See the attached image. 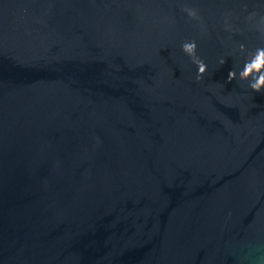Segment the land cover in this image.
<instances>
[{
    "label": "water",
    "instance_id": "95a60500",
    "mask_svg": "<svg viewBox=\"0 0 264 264\" xmlns=\"http://www.w3.org/2000/svg\"><path fill=\"white\" fill-rule=\"evenodd\" d=\"M0 264H264V0H0Z\"/></svg>",
    "mask_w": 264,
    "mask_h": 264
},
{
    "label": "clouds",
    "instance_id": "9594fccd",
    "mask_svg": "<svg viewBox=\"0 0 264 264\" xmlns=\"http://www.w3.org/2000/svg\"><path fill=\"white\" fill-rule=\"evenodd\" d=\"M253 67H259V60H257L256 64L253 65ZM259 83H260V82L257 81V83L253 85V88H257V87L259 86Z\"/></svg>",
    "mask_w": 264,
    "mask_h": 264
}]
</instances>
